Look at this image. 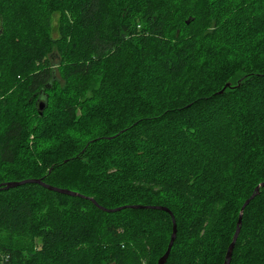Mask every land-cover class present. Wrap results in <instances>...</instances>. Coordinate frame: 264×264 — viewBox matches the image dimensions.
<instances>
[{"label": "trees", "instance_id": "16d2710c", "mask_svg": "<svg viewBox=\"0 0 264 264\" xmlns=\"http://www.w3.org/2000/svg\"><path fill=\"white\" fill-rule=\"evenodd\" d=\"M263 181L264 0H0V264H224Z\"/></svg>", "mask_w": 264, "mask_h": 264}, {"label": "water", "instance_id": "95a60500", "mask_svg": "<svg viewBox=\"0 0 264 264\" xmlns=\"http://www.w3.org/2000/svg\"><path fill=\"white\" fill-rule=\"evenodd\" d=\"M40 108H41V112H43V110L45 108L44 107V102H42L40 104ZM23 182H38V183H42L43 185H45L48 188L55 189V190H58L60 192L71 194V195H77L76 192L70 191L68 189L56 188V187L50 186L48 184H45V183L42 182L41 179H31V180H27V181H23ZM20 183H22V182H9V183H7V186L8 187L15 186V185L20 184ZM263 186H264V181L259 183L256 186V188L254 189V192L252 193V195L244 202V204H243V206L241 208V212H240V215H239V219H238V222H237V228H236L233 240H232L231 244L229 245V247L227 249V253H226V258H225L224 264H230V262H231L233 249H234L236 240L238 238V235H239V232H240V229H241L242 217H243L244 209L250 203V201L253 198H255V196H257L260 193V190H261V188ZM132 207H142V206L141 205H132ZM153 207L161 208V209H165V210L170 211L168 208L163 207V206H153ZM120 208H122V207H120ZM120 208H117V209H120ZM117 209H110V210H117ZM176 234H177V226H176V223H175V220H174V230H173V233H172L171 240L169 242L168 248H167L166 252L164 253V255L159 259L157 264H165L166 263L169 255H170V251H171V248L173 246V243H174V241L176 239Z\"/></svg>", "mask_w": 264, "mask_h": 264}]
</instances>
